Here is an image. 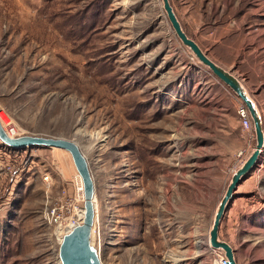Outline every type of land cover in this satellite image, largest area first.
Wrapping results in <instances>:
<instances>
[{
	"label": "rangeland",
	"instance_id": "1",
	"mask_svg": "<svg viewBox=\"0 0 264 264\" xmlns=\"http://www.w3.org/2000/svg\"><path fill=\"white\" fill-rule=\"evenodd\" d=\"M171 2L187 34L241 80L264 127V0ZM242 103L177 37L161 0H0L1 122L10 136L81 146L105 264H217L210 244L195 243L209 242L255 146ZM78 175L64 149L0 140V264H61L65 231L44 216L61 201L84 209ZM220 236L238 264H264V153Z\"/></svg>",
	"mask_w": 264,
	"mask_h": 264
},
{
	"label": "water",
	"instance_id": "2",
	"mask_svg": "<svg viewBox=\"0 0 264 264\" xmlns=\"http://www.w3.org/2000/svg\"><path fill=\"white\" fill-rule=\"evenodd\" d=\"M167 19L175 34L187 46L196 57L208 67L215 77L226 84L246 105L252 117L256 133L255 146L246 158L242 166L237 169L227 186V189L219 202L212 226L209 230L210 247L224 252L228 264H238L233 246L220 236V228L223 219L232 202L237 197V189L258 166V162L264 150V127L263 119L255 101L250 97L241 80L215 60L191 38L184 30L179 17L172 5L171 0H161ZM0 140L2 143L13 148H27L32 146L57 147L68 151L73 159L76 169L83 181L84 190V217L80 224L65 234L60 245L59 257L61 264H105L99 252L92 242L93 227L97 215L95 205V181L90 169L89 162L83 153L81 146L73 139L62 136H39L22 135L10 136L4 129L0 120Z\"/></svg>",
	"mask_w": 264,
	"mask_h": 264
},
{
	"label": "built area",
	"instance_id": "3",
	"mask_svg": "<svg viewBox=\"0 0 264 264\" xmlns=\"http://www.w3.org/2000/svg\"><path fill=\"white\" fill-rule=\"evenodd\" d=\"M238 116L241 122V125L246 132V134L249 136L251 141H255L256 139V133L254 129V124L252 117L249 113V110L247 109L246 105L242 103L238 110ZM8 133V131H6ZM9 134V133H8ZM14 136L12 137H18L16 136L17 133H13ZM10 135V134H9ZM264 153V150L262 154ZM243 152H241V155ZM245 160L241 164H243ZM242 166V165H241ZM237 170V168L234 169V172ZM71 206L67 201H61L57 202L50 207L47 208V211L45 213V220L50 225L55 227L56 229L61 227L62 231H65L64 235L69 233L75 226H77L79 223V212L82 208H78V206L72 208V214H71ZM81 221V220H80ZM64 237V236H63ZM211 248V247H210ZM212 251L216 254V262L217 264H228V259L225 256L224 252L221 250H216L211 248Z\"/></svg>",
	"mask_w": 264,
	"mask_h": 264
},
{
	"label": "bare ground",
	"instance_id": "4",
	"mask_svg": "<svg viewBox=\"0 0 264 264\" xmlns=\"http://www.w3.org/2000/svg\"><path fill=\"white\" fill-rule=\"evenodd\" d=\"M0 120H1V118H0ZM1 123H2V122H1ZM2 125H3V124H2ZM3 127H4V126H3ZM4 129H5V128H4ZM53 148H57V147H53ZM77 178H78L79 182L81 183V185H80L81 187H80V188L78 187V188H79L80 191H81V198L84 200L83 181H82V178H81L80 175H78ZM95 199H96V196H95ZM79 215H80V217H79V222H80V220H81V222H82L83 217H84V209L79 213ZM60 231H62V230H60ZM92 242H93V234H92ZM209 242H210V241H209ZM209 242L207 243L206 241L201 240V241L195 243V248L201 250V249L204 248V247H208L209 244H210ZM197 256H199V255H196V257H197ZM168 258H169L171 264H177L178 262H180L181 260H183L181 257H179V256H177V255H170Z\"/></svg>",
	"mask_w": 264,
	"mask_h": 264
},
{
	"label": "crops",
	"instance_id": "5",
	"mask_svg": "<svg viewBox=\"0 0 264 264\" xmlns=\"http://www.w3.org/2000/svg\"><path fill=\"white\" fill-rule=\"evenodd\" d=\"M253 172H254V171H253ZM253 172H252V173H253ZM251 175H252V174H251ZM251 175H250V176H251ZM250 176H249V177H250ZM249 177H248V178H249ZM246 179H247V178H246ZM246 179H245V180H246ZM245 180H244V181H245ZM244 181H243V182H244ZM242 184H243V183H242ZM242 184H241V185H242ZM241 185L238 187V189H237V191H236V193H237V197H238L239 189H240ZM237 197H236V198H237ZM236 198H235V200H236ZM235 200H234V201H235ZM234 201L232 202V204L234 203ZM232 204H231V206H232ZM231 206H230V207H231ZM221 225H222V224H221Z\"/></svg>",
	"mask_w": 264,
	"mask_h": 264
}]
</instances>
